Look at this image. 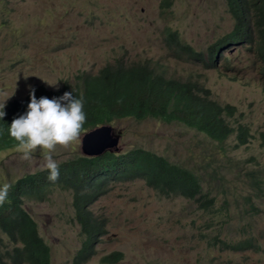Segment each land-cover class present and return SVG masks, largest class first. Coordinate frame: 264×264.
I'll list each match as a JSON object with an SVG mask.
<instances>
[{"label": "rangeland", "instance_id": "rangeland-1", "mask_svg": "<svg viewBox=\"0 0 264 264\" xmlns=\"http://www.w3.org/2000/svg\"><path fill=\"white\" fill-rule=\"evenodd\" d=\"M158 3L0 0V103L6 106L21 99L38 85L50 90L61 89L65 82L73 85L80 73L96 74L115 59L159 61L167 75L203 83L213 100L235 107L228 119L233 125L242 122L249 127L246 145L231 150L234 135L220 144L183 123L152 117L120 119L109 125L119 138V152L142 147L194 169L202 190L217 198V207L226 199V210L212 219L211 226L207 213L193 200L163 196L140 179L110 182L107 192L89 205L104 226L93 250L96 254L81 264H101L100 258L113 251L122 253L115 264H264L261 65L251 48L240 44L222 46V55L209 68L170 57L163 42L166 27L205 51L232 29L234 16L226 0H172L169 8ZM78 154L80 143L73 142L68 148L58 146L54 159L59 163ZM44 163L43 151L26 161L17 147L0 150V186L44 169ZM251 171L259 173L260 190L251 189ZM248 193L261 212L248 209L244 201ZM71 203L68 191H56L44 202L25 199L24 208L50 247V264H75L82 245L84 234ZM248 223L253 227H246ZM244 234L252 235L258 246L235 251L212 239L218 235L224 241H238Z\"/></svg>", "mask_w": 264, "mask_h": 264}, {"label": "trees", "instance_id": "trees-1", "mask_svg": "<svg viewBox=\"0 0 264 264\" xmlns=\"http://www.w3.org/2000/svg\"><path fill=\"white\" fill-rule=\"evenodd\" d=\"M230 0H226V5ZM258 1L256 11L255 33L242 25L241 7H249L250 0H240L234 9L235 0L230 2L234 15L232 29L219 43L244 42L248 36L257 39L251 47L260 58L261 71L264 75V0ZM172 0H162V7H168ZM239 10V11H238ZM176 29L166 27L163 31V42L168 55L177 59L187 57L202 61L206 66H213L215 45L201 53L184 42ZM181 78L166 74L165 67L159 61L146 59L139 62H125L115 59L112 64L102 67L96 74L80 73L73 85L65 82L61 89L50 90L43 85L35 88V96L52 99L59 98L65 92H72L74 98L83 97L86 122L83 128L89 131L115 120L134 118L142 120L152 117L167 122L177 121L203 133L211 141L224 143L234 135L238 148L247 144L250 138L249 128L242 122L232 124L228 119L234 115L235 107L221 104L210 97V91L202 83L181 82ZM29 91L21 99L8 102L0 119V150L17 146L11 138L8 128L14 118L27 111L30 102ZM59 179L52 182L48 179L47 169L25 174L11 186L7 201L0 206V264H50V247L41 237L37 223L24 208L25 199L37 202L48 201L56 191H68L72 196V207L75 220L84 234L82 245L75 256V264L88 261L96 253L97 238L103 232V223L89 209V205L105 194L110 182H130L143 180L148 187L157 190L163 196H178L197 202L198 208L206 211L210 219L207 223L213 226L212 217L224 210L227 201L216 208L215 197L211 191L202 190L201 177L186 166L170 161L163 155L142 147L131 148L122 152L105 151L95 157L78 154L58 163ZM210 162L206 166H209ZM221 164L217 165L220 169ZM251 177V189L260 190V181L256 172L248 173ZM218 185H222L218 183ZM227 189H221L225 193ZM245 198L251 201L248 193ZM23 208V209H22ZM252 212H260L259 207L252 206ZM220 222V221H218ZM253 227L251 223L245 225ZM238 241L221 240L218 235L212 239L225 247L235 250L254 249L258 246L256 239L244 234ZM122 259V253L113 251L100 258L101 264H115Z\"/></svg>", "mask_w": 264, "mask_h": 264}, {"label": "clouds", "instance_id": "clouds-1", "mask_svg": "<svg viewBox=\"0 0 264 264\" xmlns=\"http://www.w3.org/2000/svg\"><path fill=\"white\" fill-rule=\"evenodd\" d=\"M161 1L162 0H159L158 4H161ZM231 1L232 0H230L229 3L227 4V8H229L230 10H231V8H230L231 7V5H230ZM239 1L240 0H235L234 9L239 4ZM239 10H241L243 12V16L241 19L242 25H244L247 29H249L250 31L255 33L256 11L259 10L258 1L250 0L249 7H241ZM219 42H220V39L217 40L216 42H214L213 44H210L205 51L196 50L193 46L192 47L197 52L207 53L208 48L211 45H215V43H219ZM257 42L258 41L255 37L248 36V40L241 42V43L240 42H236V43H224V42H222V44L219 46L215 45V49H214V53H213V61L214 60L218 61V59L222 55V52H223L222 48H224L222 46L227 47V45H230V44L246 45L249 48H251V50L254 54V51H253L251 45L257 44ZM254 56H255V54H254ZM255 58H256V56H255ZM180 60L187 61V62L197 64V65H201L205 68H209L202 61H194L188 57L186 59H180ZM256 60H257L258 64H260V62H261L260 58L257 57ZM256 60H255V62H256ZM173 77H176V76H173ZM178 78H180V77H178ZM180 81L194 84V81L190 78H188V79L181 78ZM46 83H48V82H46ZM48 84H49V86H55L56 85V83H48ZM29 96H30V102L27 105L26 113L23 115H20L18 118H14L12 120V122L8 128V133L11 136V138H13L17 142V146H15V147H17V150L22 153V159H24L26 161H31V160L35 159V153L37 151H43L44 152L45 163H44L43 167H44V169H47L49 172L48 179L52 182H55L59 179V175H60L59 165H58L57 161L54 159V153L56 152L57 147L59 146V147H63V148H68V147H70V145L73 142H79L80 146H81L82 145V134L87 132L83 128V125L85 124L86 119H87L86 114L83 110L84 109V100H83V97L74 98L72 92H65L59 98L54 97L52 99H49L47 97L42 96L39 99H37L35 96V88H30ZM4 107H5L4 102L0 103V119H2L5 116V112L3 111ZM249 132H250V130H249ZM250 137H251V134H250ZM234 145H235V142H234L233 146L231 147V150H236L239 147H241V146H239L238 148H233ZM87 157H89V156H87ZM27 174H29V173H27ZM11 187L12 186L9 183H4L2 186H0V206H2L7 201L9 190ZM215 199H217V198L215 197ZM244 201L246 202L249 210L252 206L259 207L255 203L253 196L251 198V201H248L244 197ZM215 205H216V201H215ZM226 205L224 206V210H226ZM216 208H220V207L216 206ZM224 210L222 212H224ZM222 212H219L216 216H218L219 214H222ZM242 212H243V210H242ZM244 212H246V211H244ZM260 212H261V210H260ZM253 213L257 214L255 212H253ZM207 215L210 219V216L208 213H207ZM215 217H212V219ZM223 248H226V247L223 246ZM229 248H231V247H229ZM231 249H233V248H231ZM233 250H235V249H233ZM245 250L246 249L235 250V251H245Z\"/></svg>", "mask_w": 264, "mask_h": 264}, {"label": "water", "instance_id": "water-1", "mask_svg": "<svg viewBox=\"0 0 264 264\" xmlns=\"http://www.w3.org/2000/svg\"><path fill=\"white\" fill-rule=\"evenodd\" d=\"M119 138L109 124L95 127L82 135L81 154L95 157L105 151H118Z\"/></svg>", "mask_w": 264, "mask_h": 264}, {"label": "bare ground", "instance_id": "bare-ground-1", "mask_svg": "<svg viewBox=\"0 0 264 264\" xmlns=\"http://www.w3.org/2000/svg\"><path fill=\"white\" fill-rule=\"evenodd\" d=\"M225 52V51H224ZM227 52V51H226ZM23 209V208H22Z\"/></svg>", "mask_w": 264, "mask_h": 264}]
</instances>
